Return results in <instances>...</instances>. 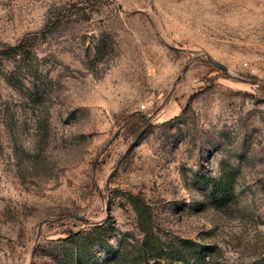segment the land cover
Segmentation results:
<instances>
[{
    "label": "rangeland",
    "instance_id": "rangeland-1",
    "mask_svg": "<svg viewBox=\"0 0 264 264\" xmlns=\"http://www.w3.org/2000/svg\"><path fill=\"white\" fill-rule=\"evenodd\" d=\"M131 196L164 264H264V0H0V264H102Z\"/></svg>",
    "mask_w": 264,
    "mask_h": 264
},
{
    "label": "trees",
    "instance_id": "trees-1",
    "mask_svg": "<svg viewBox=\"0 0 264 264\" xmlns=\"http://www.w3.org/2000/svg\"><path fill=\"white\" fill-rule=\"evenodd\" d=\"M11 49L16 52V47ZM129 199L137 212L139 227L144 233V239L123 243L121 248L114 251L112 256L102 264H164L161 258L166 256L167 250L153 230L149 205L139 196H131ZM69 236L71 237L72 234ZM73 242L75 246L74 264H90V251L94 245L109 246L107 239L102 234V224H95L90 231L78 233V236L75 234Z\"/></svg>",
    "mask_w": 264,
    "mask_h": 264
}]
</instances>
